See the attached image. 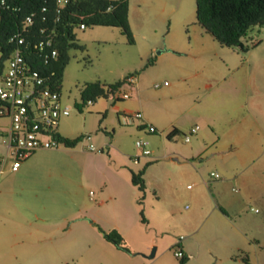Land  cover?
<instances>
[{
    "label": "rangeland",
    "instance_id": "obj_1",
    "mask_svg": "<svg viewBox=\"0 0 264 264\" xmlns=\"http://www.w3.org/2000/svg\"><path fill=\"white\" fill-rule=\"evenodd\" d=\"M195 8V0H132L131 21L150 25L151 33L155 31L152 43H147L138 33L137 37L133 35L135 41L130 43L119 27L90 25L84 29L77 28V42L83 49L69 50V61L61 82L62 100L71 106V111L68 116L59 119L56 130L68 137H83L74 148L62 145L58 148H40L22 162L37 160L54 162L60 166L51 170V175L48 172L35 175L37 182H49L52 190H59L60 183L67 181L69 185L66 188H72L82 197H97L105 185L108 186L104 189L105 197L119 193L133 196L132 202L138 215L151 218L154 223L165 218V210H171L170 215L178 219L198 210L196 233L200 236L210 227L223 224L216 218L223 217L221 212L212 210L215 202L213 192H220L229 201L237 199L235 209L241 212L237 224L247 232L246 242L239 254L246 256L248 262L241 264H264L262 195L252 194L249 197L248 186L245 187L240 180L212 177L211 172H218L220 176L223 172L217 168L215 161L206 159L205 155L187 157L185 153L190 143L194 142L195 134L191 136L190 142L184 140V133L173 138L167 137L171 121L182 119L186 125L193 122L192 115L198 103L196 92L185 82L176 83V76L166 70L174 63L167 55L179 56L177 64H189L191 60L185 50L190 49V40L203 31L196 21ZM243 40L248 41V44L260 41L257 49L264 50V25L252 27ZM228 49L234 59L241 62L232 50L240 55L243 52L238 48ZM176 50L181 53L177 54L179 52ZM151 59H155L152 65L148 64ZM213 59L225 67L220 56H214ZM130 74L135 76V82L139 78L141 92L139 95L130 93L129 85L125 84L114 96L127 92L131 97L115 102L120 101L121 108L130 113L141 112L149 124L152 123L156 128L155 133L137 130L135 125L139 120L131 118L130 113L114 109L112 104L115 102L111 96L98 97L95 102L86 103L81 111L75 106V101H80V89L85 83L96 80L113 83ZM140 138L148 139L151 154L141 157L140 162L134 164L129 155L136 152L135 141ZM91 146L102 150L91 151ZM145 159H151L150 163H144ZM144 166L146 189L142 193L132 184L130 175L131 169L138 170ZM3 176L6 177V174ZM15 191L12 190L10 200L1 201L0 204V212L4 214H0V251H6L14 242L9 232L14 217L7 214L23 208L19 200L22 193ZM168 232L160 242L166 244L169 241L173 231ZM207 239L213 245L220 238L215 231H208Z\"/></svg>",
    "mask_w": 264,
    "mask_h": 264
},
{
    "label": "crops",
    "instance_id": "obj_2",
    "mask_svg": "<svg viewBox=\"0 0 264 264\" xmlns=\"http://www.w3.org/2000/svg\"><path fill=\"white\" fill-rule=\"evenodd\" d=\"M131 3L132 0H129L128 20L132 34L137 37L138 33L147 43H152V34H155V31L151 33L150 25L134 24L131 21ZM201 28L203 31L190 40V49L185 50L191 58L189 64H177L179 56L167 55L174 63L166 70L176 76V83L185 82L189 85L196 92L198 99L192 115L193 122L186 125L182 119H177L170 122L168 129L170 131L176 128L179 131L173 136L175 137L198 125L195 140L190 143L185 155L191 158L205 155L206 159L215 161L217 168L223 172L222 176L216 179L225 177L229 180H240L245 187L248 186L249 197L252 194H260L264 198V50L257 49L259 44L250 47L241 55L230 49L241 59V62L237 61L228 49L233 47L221 45ZM177 52L181 53L180 50ZM217 55L223 59L225 69L215 63L213 57ZM154 62L155 59L151 65ZM126 84L131 89L130 93L139 95V78L135 85ZM130 97L131 94L128 98ZM112 99L115 102L126 98L118 95ZM119 102L113 103L112 107L130 113L121 108ZM138 120L135 125L137 130H143L141 122L149 123L143 114ZM118 121L122 125V120ZM0 122H4V119ZM129 156L131 158V155ZM150 160L145 159L144 163L148 164ZM58 167L60 166L54 162L28 160L21 162L19 168L12 171L9 163L5 164L3 172L0 173V204L1 201H8L12 190H17L19 194L22 193L19 200L23 208L14 209L7 214L14 217L12 229H9L14 242L6 251H0V264L244 262L239 253L246 242L247 232L237 224L241 215V212L235 209L237 199L229 201L220 192H213L215 202L212 210L221 212L223 217L216 218L223 224L210 227L200 236L196 233L198 210L178 219L171 216V210L164 209L165 218L154 223L153 219L143 215L142 220L138 215L132 202L133 196L119 193L105 197L104 189H107V185L101 188L95 198L93 195L82 197L79 192L71 190V184V189L66 188L69 185L67 181L60 183L59 190H52L49 182L41 184L35 179L36 174L48 172L51 175V170ZM138 170L131 169L135 172ZM3 174H6V177ZM144 175L145 172L143 178ZM99 227L106 231L116 229L123 236L129 251L107 241ZM168 231H173L169 235V241L166 244L160 242ZM208 231H215L219 241L211 245L207 239ZM179 239V246L187 255L185 263H181L172 252ZM153 244H156L153 246L155 254L148 258L146 255L150 253ZM2 257L6 259H1Z\"/></svg>",
    "mask_w": 264,
    "mask_h": 264
},
{
    "label": "trees",
    "instance_id": "obj_3",
    "mask_svg": "<svg viewBox=\"0 0 264 264\" xmlns=\"http://www.w3.org/2000/svg\"><path fill=\"white\" fill-rule=\"evenodd\" d=\"M195 4L196 21L221 45L246 52L260 42L248 44L243 39L252 27L264 25V0H195ZM128 6L129 0H67L62 7H59L58 0H6V5L3 6L0 0V65H3L15 48V44L9 42L10 36L21 30L25 17L33 13L32 23L23 32L29 44L23 49L24 57L34 69L43 74L54 71L52 82L61 90L63 71L69 61V50L83 49L76 37V29L81 23L85 26L119 27L128 42H134L128 20ZM43 28L53 31L54 47L58 52L56 59L50 64H44L31 46L41 38L40 30ZM152 62L151 59L148 64ZM127 76L113 83H102L99 80L85 83L80 89V101H76L75 106L82 108L89 100L95 101L98 97L108 98L110 94H115L126 84ZM178 132L176 128H172L167 137L172 138ZM82 137L83 135L63 136L57 130L52 133V138L64 147H74ZM144 172L145 167L136 172L131 171V182L142 193L146 188ZM140 214L143 215L142 210ZM99 230L107 241L129 251L123 236L116 229L106 231L99 227ZM241 258L248 262L246 256ZM179 260L185 263L187 255Z\"/></svg>",
    "mask_w": 264,
    "mask_h": 264
},
{
    "label": "built area",
    "instance_id": "obj_4",
    "mask_svg": "<svg viewBox=\"0 0 264 264\" xmlns=\"http://www.w3.org/2000/svg\"><path fill=\"white\" fill-rule=\"evenodd\" d=\"M67 0H58L62 7ZM1 5H6V0H1ZM33 13L27 15L23 21L22 29L12 34L9 42L15 44L11 54L0 65V173L3 172L6 163L15 171L21 162L31 153L40 148H58L61 144L52 138L56 131L59 119L68 116L71 106L62 100L61 90H58L52 78L54 71L46 74L34 69L25 59L23 49L29 44L23 32L33 21ZM86 26L81 23L78 28ZM41 38L34 41L31 46L44 64H50L57 57V49L54 47L53 31L41 29ZM1 55V54H0ZM126 83L133 84L134 75L126 77ZM166 83V82H165ZM157 86V85H155ZM113 95V97H112ZM112 98L118 95L110 94ZM129 93H122L121 98H128ZM89 100L87 103L91 104ZM130 116L141 119L142 113L134 111ZM140 125L146 133H155L156 128L149 123L141 122ZM199 126L194 125L184 134V140H190ZM136 152L131 155L134 163H138L141 157L151 154L149 141L140 138L135 141ZM91 151H99L93 146ZM214 178H219L217 172H211ZM190 187V185H189ZM180 239L174 245V256L183 259L186 254L179 246Z\"/></svg>",
    "mask_w": 264,
    "mask_h": 264
},
{
    "label": "water",
    "instance_id": "obj_5",
    "mask_svg": "<svg viewBox=\"0 0 264 264\" xmlns=\"http://www.w3.org/2000/svg\"><path fill=\"white\" fill-rule=\"evenodd\" d=\"M154 254H155V247H152L150 253L146 256H148V258H152L154 256Z\"/></svg>",
    "mask_w": 264,
    "mask_h": 264
}]
</instances>
